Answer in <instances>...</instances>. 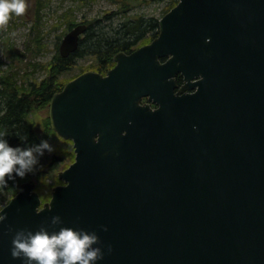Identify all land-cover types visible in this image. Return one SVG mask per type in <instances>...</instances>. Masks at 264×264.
<instances>
[{
	"label": "water",
	"instance_id": "obj_1",
	"mask_svg": "<svg viewBox=\"0 0 264 264\" xmlns=\"http://www.w3.org/2000/svg\"><path fill=\"white\" fill-rule=\"evenodd\" d=\"M87 28L64 35L62 56ZM114 61L52 96L75 160L49 201L28 180L1 209L0 264H21L9 227L57 213L113 245L98 264H264V0H178Z\"/></svg>",
	"mask_w": 264,
	"mask_h": 264
},
{
	"label": "trees",
	"instance_id": "obj_2",
	"mask_svg": "<svg viewBox=\"0 0 264 264\" xmlns=\"http://www.w3.org/2000/svg\"><path fill=\"white\" fill-rule=\"evenodd\" d=\"M79 5H84L92 0H73ZM117 5V10L112 13H120L125 16L133 10L134 6L142 0H111ZM178 3V0H172L171 6L166 10H170ZM43 2L40 0L39 7L35 14V23L41 19L39 14L43 8ZM71 11H73L71 9ZM64 18H70L67 23L71 29L74 25L73 14L65 12ZM88 25L86 33L82 36L77 50L69 56L64 57L58 50L50 62L44 67L46 76L41 80H18L14 73L10 76L1 78L0 84V130L8 133L9 142L13 145L24 143L19 136H27L28 143L38 142L42 137L39 134L37 125L34 120V113L49 106L50 100L54 93L63 89L64 85L69 81L64 74L69 73L77 65V59L91 55L93 62L86 70H95L101 73L107 72L115 65L114 56L120 51L130 53L136 48L150 42L159 34V19L155 17L146 18L143 14H133L125 17V21L119 26L104 29L100 26V21L94 22L83 21ZM82 23V22H81ZM36 24L34 26H36ZM84 70V71H86ZM82 71V72H84ZM71 80V79H70ZM182 81V77H179ZM46 124L50 126L49 119L46 118ZM51 135L62 139L63 142L58 144L57 149L52 156L50 168L56 163L62 161L64 157L71 161L75 158L73 150L68 152L67 143L71 140H65L59 137L56 132L49 127ZM34 176H38L41 185L36 184V190L39 192L43 203L50 199V193H45V187H54L60 183L58 176L54 178V183L46 184L47 172L43 169L30 173L24 178L17 177L14 181H9L6 185H0V192L10 193V199L15 196L22 187V183L33 180ZM35 182V181H34ZM36 183V182H35ZM9 199V200H10ZM8 200V201H9Z\"/></svg>",
	"mask_w": 264,
	"mask_h": 264
},
{
	"label": "rangeland",
	"instance_id": "obj_3",
	"mask_svg": "<svg viewBox=\"0 0 264 264\" xmlns=\"http://www.w3.org/2000/svg\"><path fill=\"white\" fill-rule=\"evenodd\" d=\"M41 1L43 2V8L39 13L41 19L37 24L35 23V14L40 0H28V7L24 14L19 16L12 14L8 24L0 26V84L1 78L10 76L12 73L19 81L20 79L41 80L46 76L44 67L59 50L64 35L70 30L67 23L70 18H64L65 12L73 14L74 25L86 20L89 23L98 20L101 22V27L109 29L110 27L119 26L121 22L125 21V17L133 14H143L146 18L155 17L160 20L169 11L166 12L172 4V0H142L134 6L129 15L125 16L120 13H112V11L117 10V5L111 0H92L84 5H79L78 2L73 0ZM35 24L36 26H34ZM93 59L91 55L78 58L76 67L62 77L69 81L74 79L87 69ZM33 115L39 134L42 138L50 139L55 145L56 151L58 144L63 141L56 135L53 137L49 130L51 125L48 127L46 124L45 119H49V106L37 110ZM67 146L65 148L68 152L73 150L75 153L72 140L67 143ZM55 151L52 153L46 152L41 159L42 167L35 171L43 169L47 172L48 177L45 181L47 185L54 183V178L56 176L59 178V172L68 168L75 160V158L71 161L69 158L63 157L62 161L50 168V162ZM32 179L37 185L42 184L38 176H34ZM60 180L59 184H63L64 181ZM54 187L49 188L46 186L44 189L45 193H50V198ZM10 195V193L0 192V211L10 201Z\"/></svg>",
	"mask_w": 264,
	"mask_h": 264
},
{
	"label": "clouds",
	"instance_id": "obj_4",
	"mask_svg": "<svg viewBox=\"0 0 264 264\" xmlns=\"http://www.w3.org/2000/svg\"><path fill=\"white\" fill-rule=\"evenodd\" d=\"M27 7L28 0H0V26L7 25L12 14H24ZM7 137V131L0 130V185L34 173L42 167L45 153L55 151L48 138L28 143L27 136H19L24 143L13 145ZM102 227L107 230L108 226ZM9 231L11 255L21 264H98L106 255L105 248L107 252L113 250V245H105L97 230L67 224L59 213L36 229L9 227Z\"/></svg>",
	"mask_w": 264,
	"mask_h": 264
},
{
	"label": "flooded vegetation",
	"instance_id": "obj_5",
	"mask_svg": "<svg viewBox=\"0 0 264 264\" xmlns=\"http://www.w3.org/2000/svg\"><path fill=\"white\" fill-rule=\"evenodd\" d=\"M179 77H182V81L180 82L179 81ZM177 82H178V84H179V86H181L183 83H184V79H183V76L181 75V74H179L178 76H177ZM143 100H145L146 101V98H143ZM152 106L154 107V108H156L158 105L156 104V103H152Z\"/></svg>",
	"mask_w": 264,
	"mask_h": 264
}]
</instances>
